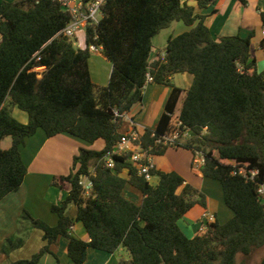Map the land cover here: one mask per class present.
<instances>
[{"label":"trees","instance_id":"16d2710c","mask_svg":"<svg viewBox=\"0 0 264 264\" xmlns=\"http://www.w3.org/2000/svg\"><path fill=\"white\" fill-rule=\"evenodd\" d=\"M217 1L196 0L199 8ZM102 11L99 22L86 27L85 47L78 48L61 34L71 15L57 2L0 3V201L23 183L27 167L20 147L39 129L47 137L68 133L90 144L105 143L99 151L81 148L71 173L55 178L60 189L69 187L63 202L51 208L57 225L23 211V218L43 231L45 244L14 264H37L59 236L68 239L75 264L85 262L90 248L108 253L125 248L129 256L118 264H238V255L249 258L264 247V198L258 192L264 185V73L255 68L251 35L215 39L205 16L181 0H106ZM261 19L264 25L263 13ZM179 21L190 29L169 36L164 54L151 63L152 39ZM91 44L101 46L112 65L106 86L91 79ZM179 73L193 76L191 86L172 85L156 128L145 129L140 140L151 155L165 153L169 147L155 140L167 131L184 93L179 118L192 135L180 148L204 154L199 172L220 183L233 212L228 221L210 222L193 238L178 220L194 206H206L202 192L177 172L153 170L159 182L152 185L125 157L114 155L113 168L106 159L123 135L122 115L143 101L147 75L169 84ZM14 107L28 114L26 124L14 118ZM6 137L11 145L3 149ZM124 170L128 178L121 175ZM250 171H257L253 178ZM83 177L91 182L89 190ZM127 184L142 194L140 204L124 195ZM71 204L77 208L75 218L66 215ZM74 221L83 224L88 241L70 233ZM22 243L20 237L7 239L0 251Z\"/></svg>","mask_w":264,"mask_h":264},{"label":"crops","instance_id":"0c3cea01","mask_svg":"<svg viewBox=\"0 0 264 264\" xmlns=\"http://www.w3.org/2000/svg\"><path fill=\"white\" fill-rule=\"evenodd\" d=\"M12 1V0H7ZM244 1V2H243ZM218 0L215 4L199 8L196 0H181L183 4L193 6L195 13L204 15V24L210 29L215 39L238 34L241 37L251 35V55L256 62L257 72L264 73V25L261 14H264V0ZM1 3V0H0ZM169 36L179 35L190 28L183 22H174L169 28ZM84 33V32H83ZM159 34L152 39V52L149 61L154 62L159 55L164 54L165 47L158 48ZM1 41V35H0ZM78 43V37L76 36ZM85 47V33L84 45ZM104 59L103 53H96ZM112 69V68H111ZM89 71L93 83L99 86H106L111 70L101 77L97 73L93 74L90 65ZM184 90L191 86L193 76L182 73ZM170 80L174 83L175 76ZM181 82V83H182ZM171 88L155 85L150 82L143 92V102L147 99H156L155 102L146 106L136 104L125 114L119 132L122 134L136 131L142 134L145 129H155L158 121L165 110V104L171 93ZM156 97V98H155ZM184 93L181 97V105ZM163 99V100H162ZM164 106V109H163ZM181 109V106H180ZM180 109L176 110L179 114ZM12 115L19 122L26 124L28 114L14 107ZM131 120L133 122H131ZM102 139L90 144L71 134L60 133L53 137H47L43 130H38L33 136L26 139L25 144L20 147L22 160L27 167V174L20 188L9 193L0 201V249L7 239L22 238L23 243L15 247L8 253H1L0 264H14L20 260L30 259L45 244L43 231L32 227L26 218H23V211H27L33 219L40 220L49 226L58 223V216L52 212V205H60L69 192V187L60 189L55 183V178L67 176L73 169L74 158L79 154L81 148L99 151L104 147ZM166 153L155 155L152 160L156 171L177 172L185 181V184L202 192L206 197V206H194L182 218L178 220V225L188 238L199 235L200 220L204 212H209L214 216V221L224 223L233 217V212L228 208L223 199V192L218 181L206 178L201 172L192 167L193 154L191 150L180 148H168ZM128 178V170L121 174ZM159 182V176L154 175L152 185ZM124 195L136 204L142 201V194L139 190L127 184ZM77 208L71 204L66 215L75 218ZM70 233L77 238L88 241L89 236L79 221H74L70 228ZM68 239L59 236L55 243L49 247V252L43 254L37 264H75L67 252ZM264 249V247H262ZM261 248V249H262ZM260 250V249H259ZM125 248L119 247L114 253L90 248L87 251L86 260L83 264H118L120 258H128Z\"/></svg>","mask_w":264,"mask_h":264},{"label":"built area","instance_id":"2783aa9c","mask_svg":"<svg viewBox=\"0 0 264 264\" xmlns=\"http://www.w3.org/2000/svg\"><path fill=\"white\" fill-rule=\"evenodd\" d=\"M51 1L57 2L61 5L63 10L70 13L71 20L66 24L61 34L69 39L75 40L74 43H77L76 36L78 32L82 30L85 33L87 25H96L99 22L103 15L102 6L106 2V0H89L87 2L84 0ZM89 51L102 53V47L91 44L89 46ZM150 82H153V78L148 74L145 86ZM115 114L118 115L117 112H115ZM122 116L123 118L126 117L125 114ZM131 122L133 121L131 120ZM191 135V130L183 124L179 118V114L176 115L174 113L171 115V121L167 131L164 134L159 135L156 138L155 143L169 148H180L184 145V143H186ZM140 136L141 134L136 131L123 134L112 151L107 153V166L109 168L114 167V160L112 158L114 155L125 157L126 161L131 163L136 168L137 174L152 184V179L154 177L153 170H155V164L152 160L153 155L143 148ZM152 136H155V133H153ZM204 162V154L196 151L192 157V167L195 170L200 171ZM239 173L246 175V171L242 169ZM256 173L257 171H250V178H253ZM82 184L86 190H89L91 187V182L87 178L83 179ZM258 192L261 197L264 198V185L259 187ZM210 222H214V216L209 212H204L200 220V232H204L207 224Z\"/></svg>","mask_w":264,"mask_h":264},{"label":"rangeland","instance_id":"374dc122","mask_svg":"<svg viewBox=\"0 0 264 264\" xmlns=\"http://www.w3.org/2000/svg\"><path fill=\"white\" fill-rule=\"evenodd\" d=\"M2 1H7V0H1ZM15 1V0H12ZM11 1V2H12ZM10 2V1H9ZM84 31H80L77 34L78 37V43H74L75 46H77L78 48L82 47L84 45ZM170 30H161L160 31V35H159V42H158V48H163L166 46L167 43V39H168V35H169ZM88 65H90V68L93 72V74L97 73L98 75H102L101 77L105 76L108 71L107 70H111L112 65L110 63V61L104 59L101 55H97L94 52H91L90 54V58L88 60ZM182 73L179 74H175V80L174 83L172 81H170L171 83L169 84H163V83H156L154 82L155 85H159L162 87H166V88H171L173 84H176L177 86H185L184 83L182 82ZM110 75V74H109ZM109 80V79H108ZM182 82V83H181ZM146 87V86H145ZM145 90V89H144ZM156 98V97H155ZM156 99H153V101H151V99H147L146 102H141L139 103V105H144L146 106V104L150 103L149 106L151 105V103L155 102ZM163 100V99H162ZM181 106V101H179L178 105H177V109L179 110ZM164 109V106H163ZM164 111V110H163ZM175 114L177 115L178 112L176 111ZM11 145V138L10 137H6L5 139H3V141L1 142V147L3 149H7L8 147H10ZM180 149H185V148H180ZM188 150V149H185ZM166 153V152H165ZM264 256V249H260L255 251L249 258H244L242 255H238L237 256V263H243V264H259L261 261V258Z\"/></svg>","mask_w":264,"mask_h":264}]
</instances>
